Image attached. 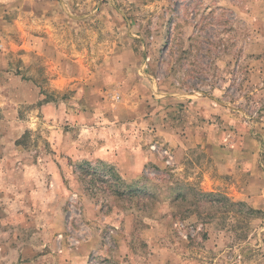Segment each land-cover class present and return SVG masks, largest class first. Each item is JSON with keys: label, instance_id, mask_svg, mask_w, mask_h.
<instances>
[{"label": "rangeland", "instance_id": "obj_1", "mask_svg": "<svg viewBox=\"0 0 264 264\" xmlns=\"http://www.w3.org/2000/svg\"><path fill=\"white\" fill-rule=\"evenodd\" d=\"M0 264H264V0H0Z\"/></svg>", "mask_w": 264, "mask_h": 264}, {"label": "trees", "instance_id": "obj_2", "mask_svg": "<svg viewBox=\"0 0 264 264\" xmlns=\"http://www.w3.org/2000/svg\"><path fill=\"white\" fill-rule=\"evenodd\" d=\"M112 176H113V177L115 176V178L118 179L116 175L113 174ZM142 191H143V190H140L139 192H142ZM127 192H128V193H133L134 190L131 189V190H128ZM121 194H123V193H121ZM250 210H251V211H254V209H252V208H250Z\"/></svg>", "mask_w": 264, "mask_h": 264}]
</instances>
